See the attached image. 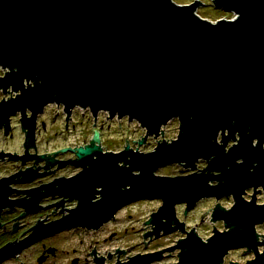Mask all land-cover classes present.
<instances>
[{"label":"water","instance_id":"water-1","mask_svg":"<svg viewBox=\"0 0 264 264\" xmlns=\"http://www.w3.org/2000/svg\"><path fill=\"white\" fill-rule=\"evenodd\" d=\"M213 2L235 17L203 18L196 13L199 0H0V66L8 69L0 89L20 91L0 102V127L26 107L35 118L49 102L63 104L68 114L79 106L93 116L107 111L110 118L137 120L146 130L140 143L163 136L161 127L172 118L179 121L177 137L162 139L150 152L128 145L120 153H103L99 145L78 148L79 161H92L86 182L102 186L103 197L95 204L88 199L47 233L72 225L96 228L131 201L160 198L148 235L186 233L177 243L176 264H219L239 248L253 252L246 263L264 264V239L256 232L264 223V0ZM24 127L29 136L33 125ZM200 159L207 161L202 170L155 173L171 163L195 169ZM248 189L254 191L250 200ZM261 190L263 203H257ZM228 196L232 206L217 203L211 218L226 229L215 228L206 241L175 216L178 203L187 212L203 198ZM8 255L9 247L0 249V261ZM138 256L116 264L153 260Z\"/></svg>","mask_w":264,"mask_h":264},{"label":"flooded vegetation","instance_id":"flooded-vegetation-1","mask_svg":"<svg viewBox=\"0 0 264 264\" xmlns=\"http://www.w3.org/2000/svg\"><path fill=\"white\" fill-rule=\"evenodd\" d=\"M33 84L34 82H30L25 86ZM19 93V90L14 91L10 87L5 91L0 89V102L15 98ZM54 109L56 112H53ZM76 111L77 106L72 108L68 114L64 110L63 104L49 102L42 111L36 114L35 118H33V111L26 107L24 111L19 110L9 115L7 128L5 122L0 127V249L9 247L10 252V255L0 261V264H86L87 259H91L92 264H97L96 259H101L102 264H116L128 262L137 255H140L138 258L144 261L153 259L148 264H165L170 259H173L170 264H176L180 252L177 243L185 238L186 233L175 230L181 233V237L172 242L161 240L167 234H164L163 231L158 237L154 234L148 235L154 232L155 225L148 221L151 214L161 206L160 198H140L157 201L158 205L145 218L144 224L148 225L149 229L143 233V238L146 239L142 242L141 249L129 253L118 248L114 252L118 255L126 253L127 258L123 260L112 262L114 253L101 255L96 247L112 239L118 233H126L124 228L117 232L111 231L107 226L110 223L111 225L115 223L118 214L139 199L120 207L109 220L96 228L72 225L54 233H47L50 224L66 218L81 204L84 205L88 199L91 204H95L103 197L102 186H95L94 181L86 182L85 180L92 161L88 163L79 161L77 150L80 147L98 145L93 141L94 138L91 137V134L98 131L100 135L104 124L99 123L98 115L94 116L91 124L86 123L85 117L77 114ZM125 117L128 119L127 116ZM56 123L62 125L61 129L56 127ZM24 124L33 125L29 136L30 129L24 127ZM88 134L90 135L88 136ZM235 136L237 137V135ZM218 140H220V135ZM235 142L229 141L226 150ZM124 146L115 149L99 145L103 153H120L125 149L126 146ZM129 158L127 156V159ZM93 159H97L96 154L93 155ZM200 160L204 161L202 168L197 167ZM200 160L196 162L195 169L185 167L180 169L177 175L202 170L207 166V161ZM118 165L129 166L124 161L118 162ZM212 174H216V172H212ZM215 183L218 181H211V184ZM128 188H130L129 185L122 187L121 190L124 191ZM204 199L216 200L214 197H206L200 201ZM181 206L183 209L180 212L179 207ZM219 206L225 208L221 204ZM185 207V203L176 204L175 216L179 222L185 224V230L188 231L191 229L186 223V218L194 207L187 212H185ZM214 207L207 211V214L200 215V222L207 220L209 215L212 218ZM127 215L130 216V214ZM174 225L172 223V226ZM214 229L215 227L212 229V233ZM225 229L224 227L220 231ZM109 230L110 232L106 237H102V240L96 238L99 232H108ZM38 232L43 234L39 238H37ZM67 233H71V235L69 236ZM87 233H92L94 236L92 238L89 236L91 238L88 242L90 249L85 251ZM212 233L206 238L201 237L202 240L206 241ZM197 235L200 237L199 234ZM21 246L23 247L21 248ZM19 247L20 250L17 251ZM81 252L84 254L83 256ZM226 256L219 264L232 262L226 263Z\"/></svg>","mask_w":264,"mask_h":264},{"label":"rangeland","instance_id":"rangeland-1","mask_svg":"<svg viewBox=\"0 0 264 264\" xmlns=\"http://www.w3.org/2000/svg\"><path fill=\"white\" fill-rule=\"evenodd\" d=\"M176 3L179 4H186L193 2L194 0H173ZM203 4H199L197 7L196 13L206 18L210 21H215L220 18H234L235 13L226 11L220 8L215 7V4L213 0H199ZM6 69L0 68V75L3 74V71ZM8 70V69H7ZM53 112H56V109H54ZM77 114L83 115L86 119V123H92L94 120V116L90 112L88 108H77L76 111ZM108 116V117H107ZM84 119V120H85ZM98 119L99 123H103V129L100 131V135L98 131H94V134H91L92 138L96 137V144L98 145H104L108 146L109 148H120L122 146H129V148H132L133 150L140 151V152H150L154 150L155 146L158 142H161L162 139H164L167 142L172 141L177 137L178 130H179V121L177 117L172 118L170 121H168L166 124H164L161 129H163V136L162 132L157 136L154 137L153 135H148L145 138L144 141L140 143V140H142V137H145L146 130L141 126L140 122L137 120L129 121L126 117L118 118H110V115L107 111H101L98 113ZM120 123V124H119ZM59 123H56V127L58 126V129H61L62 125H58ZM90 134H88L89 136ZM124 146V147H125ZM204 161L200 160L198 161V168H202L204 166ZM185 167L181 164L177 163H171L164 166L159 167L155 173L159 175H166V176H176L179 174L178 172L180 169H184ZM191 171V170H190ZM253 189L248 190V194L244 197L248 200H250L251 194L253 193ZM257 202L263 203V192L262 190L257 192ZM217 203L224 206L226 209H229L233 204V199L230 196L229 198L224 197L221 198L219 201L211 200V199H204L202 201H199L194 208L190 211L188 218H186V223L190 229L194 227L197 234L200 235L202 238H206L208 235L212 233L213 226L215 228L222 230L224 229V223L222 221L215 222L211 219L210 215L207 217V220L200 222L199 217L202 213H206L211 208H213ZM158 205L157 201L154 200H146V199H139L130 204L128 208H125L118 214L117 220L115 223L111 225L108 224V228L112 231H119L126 229V233H118L117 235H114L112 239L108 240L105 243H101V245H98L97 251L101 255H107L108 252L114 253L117 251V249H124L125 251L129 253H134L137 250L141 249L142 242L146 239L143 238V233L149 229L148 225H145L144 222L146 221L145 218H147L148 214L152 212L156 206ZM182 206L179 207V211H182ZM127 214H130L127 215ZM122 225V226H121ZM111 227V228H110ZM107 228V229H108ZM110 230L107 231H101L98 235H96V238L99 240H102V237H106L107 234L110 232ZM256 232L258 233L259 240L264 239V223L260 224L256 227ZM170 234H166L162 241H176L178 238L181 237V233L177 231L169 232ZM86 241L87 243L85 246V251L89 250L88 242L89 240L94 236L92 233H87ZM263 234V235H262ZM67 235H71V233H67ZM91 236V238H89ZM245 250V251H244ZM81 255L83 256L84 254ZM113 254V259L111 260L116 261L126 259L127 254L121 255L119 254ZM88 258H90L88 256ZM253 259V252L247 250L246 248H239V249H233L229 251L225 258V262L228 263V261H237L240 264H248L246 263L247 260ZM170 259L165 264L171 263ZM86 264H92L91 259H87ZM164 264V263H160Z\"/></svg>","mask_w":264,"mask_h":264},{"label":"built area","instance_id":"built-area-1","mask_svg":"<svg viewBox=\"0 0 264 264\" xmlns=\"http://www.w3.org/2000/svg\"><path fill=\"white\" fill-rule=\"evenodd\" d=\"M0 68H2V69H6V68H3L2 66H0ZM6 71H7V69H6ZM4 74H5V70L3 71V74L0 75V76H3ZM77 108L79 109V108H81V107L77 106ZM257 234H258V233H257Z\"/></svg>","mask_w":264,"mask_h":264}]
</instances>
